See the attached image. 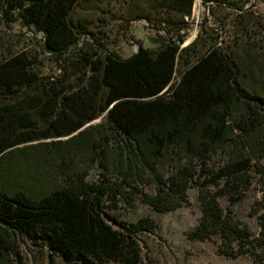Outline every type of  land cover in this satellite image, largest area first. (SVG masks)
I'll return each mask as SVG.
<instances>
[{"label": "trees", "instance_id": "1", "mask_svg": "<svg viewBox=\"0 0 264 264\" xmlns=\"http://www.w3.org/2000/svg\"><path fill=\"white\" fill-rule=\"evenodd\" d=\"M87 1L0 0L5 14L13 11L41 34L58 68L43 75L38 57L26 51L0 60V175L24 180L11 185L0 176V264H25L17 250L21 239L45 247L63 264H164L141 254L138 235L156 227L153 218L128 223L110 213L135 199L159 213L174 211L188 203L191 185L200 217L187 237H218L220 255L249 254L264 263V78L245 59L264 47V18L245 9L250 0H202L223 11H213L212 25H201L181 47L177 32L193 0H155L145 18L150 22V14H158V22L170 25L166 36L157 34L150 38L153 47L140 45L123 58L101 49L99 41L78 46L83 36L95 37L90 20L74 17ZM97 118L105 132L91 141L86 125ZM110 139L121 144L113 157ZM32 143L65 154L87 144L103 172L89 181L87 173L73 171L60 184L32 193L26 184L43 179L41 168L24 177L2 168L14 151ZM223 146L227 158L213 169L208 161ZM173 149L183 152L184 161L176 158L158 172V161ZM142 171L153 184L151 194L137 186ZM252 173L260 187L251 209L256 236L218 201L221 182L245 192Z\"/></svg>", "mask_w": 264, "mask_h": 264}, {"label": "rangeland", "instance_id": "2", "mask_svg": "<svg viewBox=\"0 0 264 264\" xmlns=\"http://www.w3.org/2000/svg\"><path fill=\"white\" fill-rule=\"evenodd\" d=\"M154 1L89 0L81 3L76 7L74 17L90 20L89 29L94 32L95 37L83 36L78 46L88 41L93 44L95 41H99L101 49L114 52L123 58L134 53L140 45L153 47L150 38H155L157 34L166 36V31L170 27L164 21L158 22V14H150L152 19L150 22L145 18L147 12L152 9ZM209 4L204 5L202 0H193L191 15L183 17L186 24L177 32L182 36V41H177L181 47L195 39L201 25L206 24L207 27L212 25L214 13L217 15L222 13L223 9L213 8V10ZM250 9L254 14L264 18V0H253V7ZM172 38L176 40V37ZM17 51H26L37 56L43 75H50L58 71L55 60L43 49L41 34L32 28L23 26L19 20L15 19L13 11L5 14L0 8V60ZM249 54L251 56L244 57L252 67V71L254 68V75L264 78V47H258L256 52ZM261 64L262 68L258 67ZM100 122L101 119L97 118L86 125H90L91 128L88 136L91 141L99 139L105 132L104 127H97ZM119 145L121 144L117 145L114 140H109L107 149L113 153L111 157L115 155L114 152L119 149ZM62 152L55 148L32 143L14 151L6 159L2 168L10 174H18L21 177L22 175L24 177L32 169L38 172V169L41 168L43 179L41 181L31 180V182L28 180L29 183L26 184L32 193H38L43 189L60 184L65 176L73 171L87 173L86 180L89 181L96 179L103 172L99 163L91 160L92 153L87 144L76 146L66 154ZM227 154V148L224 146L218 148L209 159L208 165L213 169L219 167L226 160ZM176 158L179 161H184L183 152L178 149L169 151L158 161L157 171L165 173V170L170 168ZM61 161H65L64 166H61ZM111 161L112 158L106 162L105 166H109ZM131 172L136 171L131 168ZM142 172V182L137 186L143 192L151 194L153 193V184L146 177V173ZM0 176H5L9 180L6 173ZM15 177L16 179L10 178L8 181H11V185H16L21 180L20 177ZM220 187L223 188L218 195L220 205L224 209H231L235 219L247 227L252 236H256L259 227L256 215L251 214V209L253 203L260 197V187L255 175L252 173L250 189L245 192L230 190L223 182L220 183ZM187 201L186 205L174 211L159 213L135 199L132 206L127 207L121 204L118 209L111 211L110 215L128 223L144 216L154 219L156 227L152 231L138 235L142 258L146 261L164 264H264L249 254L239 255L235 258L220 255L217 252L218 237L213 236L205 241L189 239L187 234L195 228L200 217L197 188L193 185L187 191ZM17 250L23 256L25 264H63L58 257H50L45 247L32 246L22 239L17 243Z\"/></svg>", "mask_w": 264, "mask_h": 264}, {"label": "water", "instance_id": "3", "mask_svg": "<svg viewBox=\"0 0 264 264\" xmlns=\"http://www.w3.org/2000/svg\"><path fill=\"white\" fill-rule=\"evenodd\" d=\"M252 7H253V0H250L249 5H247V6L245 7V9H250V8H252Z\"/></svg>", "mask_w": 264, "mask_h": 264}]
</instances>
